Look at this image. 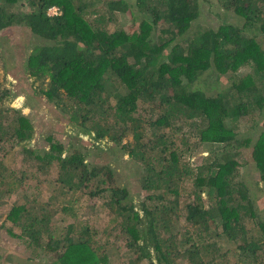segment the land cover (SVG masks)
<instances>
[{
	"label": "trees",
	"instance_id": "obj_1",
	"mask_svg": "<svg viewBox=\"0 0 264 264\" xmlns=\"http://www.w3.org/2000/svg\"><path fill=\"white\" fill-rule=\"evenodd\" d=\"M219 2L244 25L200 26L189 34L200 15L199 0H136L141 20L133 32L107 27L109 15L130 10L126 0H0V30L25 24L42 40L26 69L47 82L38 86L47 100L96 141L120 145L132 135L127 145L146 194L136 202L109 166H91L75 143L50 138L36 165L59 166L52 190L61 185L101 200L113 212L117 239L124 238L149 264H264V218L239 179L234 156L247 149L264 183V44L255 35L257 29L264 34V0ZM54 6L59 12L50 15ZM243 66L250 72L239 74ZM209 70L233 75L228 89L204 91L199 82ZM0 94V100L8 98L6 88ZM142 105L147 114H139ZM248 116L257 119L255 137L239 138L237 123ZM33 135V123L20 110L0 108V143L20 144ZM206 145L211 150L193 168L191 156ZM186 176L193 177L194 198L180 206ZM182 218L186 224L179 228ZM5 221L12 224L6 226L9 234L28 240L29 260L109 264L107 243L99 242L97 230L86 224L77 229L76 221L51 230V216L39 202L13 203ZM223 237L241 252L236 260L224 249Z\"/></svg>",
	"mask_w": 264,
	"mask_h": 264
},
{
	"label": "rangeland",
	"instance_id": "obj_2",
	"mask_svg": "<svg viewBox=\"0 0 264 264\" xmlns=\"http://www.w3.org/2000/svg\"><path fill=\"white\" fill-rule=\"evenodd\" d=\"M126 1L130 5V10L126 13L116 12L109 15L113 17L107 23L109 30L124 28L133 32L138 28L141 14L136 7V0ZM199 4L200 15L192 23L189 34L196 33L200 26L218 29L223 24L236 27L244 25V19L226 8L219 0H199ZM256 32H254L255 35L264 44L263 32L259 29ZM41 42L42 40L32 34L25 24L12 25L0 30V90L4 88L8 90V98L0 100V108L5 106V108L20 110L34 126V135L30 140L15 145L12 141L0 143V163L4 167V169L1 167L3 180L0 179V264H50V261L43 258L29 260L32 249L27 244L28 240L14 237L6 229V226L12 225L10 222L5 223L9 207L13 203L24 201H28L30 206L34 202H39L48 209L51 224L47 227L51 230L64 229L72 221L78 224L77 229L80 228L79 225L86 224L91 226L94 232L97 230L96 237L99 242L107 243V251L110 254L109 264H149V259L139 254L137 249L124 245V238L117 239L118 231L111 230L114 226L113 212L101 204V200L91 198L82 191L66 192L61 185L56 190H52L50 180L58 177L59 166L54 163L48 169H39L36 165V155H44L48 151L50 138L59 140L67 146L75 143L86 154L87 162L91 166L95 164L109 166L116 183L129 188L136 202L139 203L146 194L139 183L142 175L141 168L130 157L127 144L133 142L131 134L124 138L120 145L106 139L96 141L89 134L83 133L79 125L69 120L67 113L54 103H50L42 94L38 86L46 87L47 82L43 84L36 80L26 69L29 54L33 47ZM250 70V66H243L239 74L248 73ZM212 71L209 70L203 75L199 85L209 94H221L231 85L230 78L233 75L217 76V73ZM11 114L8 115L11 116ZM139 114H147L144 105L140 107ZM256 121L257 119L252 116L239 121L237 123L239 138L255 137ZM110 123H112L111 120ZM182 132L187 136L190 134L188 128H183ZM180 145L181 141L178 147ZM211 148L212 146L206 145L198 149L197 153L191 156L192 167L200 162L203 154L209 153ZM234 153L240 162L239 179L248 186L253 195L257 213L263 219L264 183L259 179V172L248 150L243 147ZM185 154L189 156L190 152ZM194 190L193 177L186 176L181 185L180 206H185L186 202L193 200ZM185 224L182 218L177 226L183 228ZM14 230L17 234L21 232L18 227ZM190 230L192 231V228ZM221 243L224 249L230 252L232 259L236 260L237 254L241 253L236 245L227 243L224 237ZM231 264H237V262Z\"/></svg>",
	"mask_w": 264,
	"mask_h": 264
},
{
	"label": "built area",
	"instance_id": "obj_3",
	"mask_svg": "<svg viewBox=\"0 0 264 264\" xmlns=\"http://www.w3.org/2000/svg\"><path fill=\"white\" fill-rule=\"evenodd\" d=\"M59 12L58 8L56 6L54 7H51L49 10H48V13L50 15H54V14H57Z\"/></svg>",
	"mask_w": 264,
	"mask_h": 264
}]
</instances>
